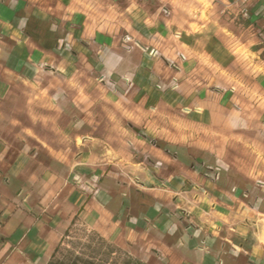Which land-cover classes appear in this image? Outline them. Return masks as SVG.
I'll return each mask as SVG.
<instances>
[{
    "label": "crops",
    "instance_id": "1",
    "mask_svg": "<svg viewBox=\"0 0 264 264\" xmlns=\"http://www.w3.org/2000/svg\"><path fill=\"white\" fill-rule=\"evenodd\" d=\"M182 5L0 0V246L46 264L82 220L145 264H264L254 229L264 181L226 160L232 140H254L261 118L264 130V113H253L258 100L227 75L211 78L210 67L228 70L224 38L210 29L215 21L192 20ZM239 8L248 18L238 8L226 15L264 41V0ZM257 51L264 71V47ZM178 54L186 60L175 72L168 62ZM257 86L263 95L264 75ZM21 87L27 110L18 109ZM71 87L75 100L122 105L137 125L124 130L121 150L93 136L98 122L69 100ZM36 101L60 113H36ZM52 131L68 143L52 141Z\"/></svg>",
    "mask_w": 264,
    "mask_h": 264
},
{
    "label": "rangeland",
    "instance_id": "2",
    "mask_svg": "<svg viewBox=\"0 0 264 264\" xmlns=\"http://www.w3.org/2000/svg\"><path fill=\"white\" fill-rule=\"evenodd\" d=\"M38 1H47L50 3L52 0ZM215 2L216 1L211 2V0H179V4H183L182 11L186 16L191 17L192 20L198 21L199 23H207L208 20L215 21L217 25L211 27L210 29L215 33L216 38H224L225 45L229 51L228 57H226L228 70H226L224 73L221 70H216L210 67L209 69L211 70V78L226 77V75L230 77V81H232L239 89V94L246 93L249 94L252 99L258 100L257 106L253 108V113H260L262 115L264 113V94L261 95L257 92V82L261 77H263L264 71L259 67V64H261L259 62L262 61V59L260 54L257 53V46L264 47V41L260 42L256 36H254L250 31L246 30V28L241 25V22L238 21L241 20L240 18L237 17L236 19H232V16L226 15V13H229V11L230 13H237V10L235 9L237 7L231 8L228 7L226 3H220L212 8V6L216 4ZM238 9L240 10V8ZM221 10H225L223 15H220ZM108 16L111 17L108 18ZM114 16L115 13L112 14L109 12L107 13V16L104 15V17H101L104 18V20L109 19L111 21ZM219 27L225 28L227 30L218 29ZM192 28L193 31H197V27L195 25H192ZM258 29L264 33L263 25H260ZM215 46L217 45L215 44ZM23 92H26L25 87H21L20 89L22 101L20 98L18 109L27 110V96L26 94H23ZM68 93L70 97L69 100L78 104L81 110H83L82 113H92V116L88 118L89 123L90 121H93V123L98 122L99 126L98 132H95L93 136H97L105 144H109L110 146L114 144L117 150H121L120 146L122 144L121 141L124 138V130H129L132 133L133 131H136V128L134 127L130 129V126L132 127L133 125L137 124L133 122L132 119L127 118V116L122 114L124 113L122 105H113L102 100H99L98 102H95L91 105L89 102L75 100L74 90L72 87L71 90L68 89ZM245 97L248 98L247 96ZM35 103L34 111L36 113H42V111H44V113H60L58 109H55L52 106H50V109H48L46 103L44 106L45 108L42 107V102L36 101ZM67 113L75 112L73 110L68 111ZM261 119L259 120V123L257 122L254 124L255 127L257 124H259L258 129L256 127V130H254V134L257 130L259 132L252 137L254 140L251 139L249 141L248 139H242L231 141V143L228 145L226 160L228 164L227 169L230 171L236 172L238 175L253 174V176L256 178L258 177L259 180L264 181L262 180L264 179V163L262 161V158L264 157V130L262 127L263 121ZM51 121V125L56 126V119L51 118ZM39 125H41V122H39ZM48 136L52 141L60 145L68 143V140H66L63 135L56 134L53 131L50 132ZM81 142V139H76L75 141L77 145H80ZM81 183L83 182L81 181ZM254 229L256 238L260 243L264 244V217L259 216L257 227ZM93 233L96 232L92 231L90 227H88L82 220H79L70 227L68 238L64 240L62 247L80 253L85 249L84 245L87 244L91 238V242L97 245L98 242L95 241L96 239L94 236H92ZM103 240L104 246L101 249L102 254L107 253L109 248L113 247L119 250L120 253L116 252L115 254L111 255V259L119 256L120 259L121 257L123 258L126 256L134 259L124 248L118 247L105 239ZM41 262V260L37 261L30 255L22 254L18 249L13 248L11 245L9 246L5 244L0 246V264H42ZM109 262H111V260Z\"/></svg>",
    "mask_w": 264,
    "mask_h": 264
},
{
    "label": "trees",
    "instance_id": "3",
    "mask_svg": "<svg viewBox=\"0 0 264 264\" xmlns=\"http://www.w3.org/2000/svg\"><path fill=\"white\" fill-rule=\"evenodd\" d=\"M264 58V53L262 54ZM75 224L73 220L70 227ZM70 227L65 231L64 236L60 240L59 244L54 248L49 260L46 264H145L138 260L132 259L131 257H116L111 259L110 256L116 252L120 253L119 250L108 247L107 253L102 254L101 249L104 246V240L97 234L93 233L97 245L90 241L84 245L85 249L80 253L74 252L73 250L63 248L62 245L64 240L68 238ZM111 260V262H109Z\"/></svg>",
    "mask_w": 264,
    "mask_h": 264
},
{
    "label": "built area",
    "instance_id": "4",
    "mask_svg": "<svg viewBox=\"0 0 264 264\" xmlns=\"http://www.w3.org/2000/svg\"><path fill=\"white\" fill-rule=\"evenodd\" d=\"M214 1V0H212ZM250 0H225V3L228 7H241V6H245L246 4H248ZM163 13L165 15H168L169 14V11L164 9L163 10ZM239 15L241 16V18L243 19H246L248 18V10L246 8H242L239 10ZM260 18L261 20L264 22V9L260 12ZM123 42L124 43H132V39L128 36V35H125L123 37ZM135 46H138L136 43H133ZM151 55L153 54V51H150ZM186 58L185 56L181 55V54H178L177 55V58L175 61H170L168 62V66L174 70L175 72H179L180 71V66H179V63H182L183 61H185ZM172 84H173V88L176 87V84H177V79L176 78H172ZM215 180L218 179V176L217 174H215V177H214Z\"/></svg>",
    "mask_w": 264,
    "mask_h": 264
},
{
    "label": "bare ground",
    "instance_id": "5",
    "mask_svg": "<svg viewBox=\"0 0 264 264\" xmlns=\"http://www.w3.org/2000/svg\"><path fill=\"white\" fill-rule=\"evenodd\" d=\"M263 239H264V237H263Z\"/></svg>",
    "mask_w": 264,
    "mask_h": 264
}]
</instances>
